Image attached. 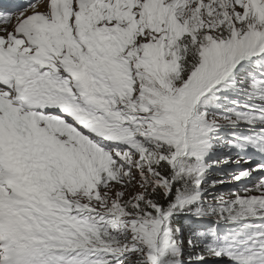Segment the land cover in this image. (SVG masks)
Masks as SVG:
<instances>
[{"label":"snow or ice","instance_id":"1","mask_svg":"<svg viewBox=\"0 0 264 264\" xmlns=\"http://www.w3.org/2000/svg\"><path fill=\"white\" fill-rule=\"evenodd\" d=\"M0 264H264V0L0 8Z\"/></svg>","mask_w":264,"mask_h":264}]
</instances>
